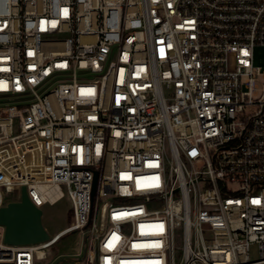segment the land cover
<instances>
[{"label": "built area", "instance_id": "obj_1", "mask_svg": "<svg viewBox=\"0 0 264 264\" xmlns=\"http://www.w3.org/2000/svg\"><path fill=\"white\" fill-rule=\"evenodd\" d=\"M258 45L264 0H0V207L73 209L0 264H264Z\"/></svg>", "mask_w": 264, "mask_h": 264}, {"label": "rangeland", "instance_id": "obj_2", "mask_svg": "<svg viewBox=\"0 0 264 264\" xmlns=\"http://www.w3.org/2000/svg\"><path fill=\"white\" fill-rule=\"evenodd\" d=\"M254 54L256 64L264 67V46H256ZM19 196L18 190L11 194V197L14 198H19ZM42 210L43 223L51 235L65 229L73 221L72 202L68 194H65L54 203L43 204ZM83 239V234L78 231L63 236L50 248L49 257L52 260V264H56L63 258L75 256L82 249ZM250 254L253 259L258 257L259 252L256 245L252 246Z\"/></svg>", "mask_w": 264, "mask_h": 264}, {"label": "water", "instance_id": "obj_3", "mask_svg": "<svg viewBox=\"0 0 264 264\" xmlns=\"http://www.w3.org/2000/svg\"><path fill=\"white\" fill-rule=\"evenodd\" d=\"M43 210L30 199L26 186L18 200L0 207V223L5 226V241L30 244L48 240L50 233L43 223Z\"/></svg>", "mask_w": 264, "mask_h": 264}]
</instances>
